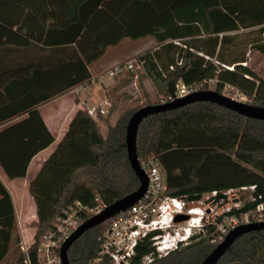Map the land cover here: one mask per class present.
<instances>
[{
	"label": "trees",
	"instance_id": "trees-1",
	"mask_svg": "<svg viewBox=\"0 0 264 264\" xmlns=\"http://www.w3.org/2000/svg\"><path fill=\"white\" fill-rule=\"evenodd\" d=\"M50 12L47 0H0V19L10 25L0 26V126L27 116L0 132V165L12 180L25 178L32 159L55 142L38 108L91 83L90 67L126 39L155 41V48L136 60L156 99L172 103L179 84L219 94L231 87L264 108V79L245 65L251 49L264 54V0H86L76 21L66 26L49 25ZM28 34L42 42H24ZM127 74L131 78L124 84L134 79ZM110 100L108 114H97L107 135L89 111H78L31 183L38 219L34 243L28 253L19 252L14 264H26L27 258L39 264V245L56 232L65 211L77 204L97 211L140 187L126 147L128 123L140 108H125L112 121L118 108ZM192 153L196 158L188 166L175 161ZM137 154L140 163L157 160L169 196L198 202L217 191L214 204H227L224 193L239 191V207L207 222L189 245L150 264H201L222 243L218 225L264 201V121L216 103L195 102L147 117L139 127ZM233 171L243 177L236 179ZM80 216L85 222L93 217L84 211ZM109 222L72 244L70 264L97 258ZM18 234L12 197L0 181V264L14 242L21 243ZM153 251L145 240L132 264H145ZM218 264H264V229L237 238Z\"/></svg>",
	"mask_w": 264,
	"mask_h": 264
},
{
	"label": "built area",
	"instance_id": "built-area-1",
	"mask_svg": "<svg viewBox=\"0 0 264 264\" xmlns=\"http://www.w3.org/2000/svg\"><path fill=\"white\" fill-rule=\"evenodd\" d=\"M182 63L183 61L179 62L180 65ZM124 67L107 73L101 77V81L105 82L107 77L114 79L120 73L133 69ZM177 91L175 100L197 92L193 87L183 84L178 85ZM231 99L244 103L248 98L237 91L235 97ZM141 166L149 178L147 193L131 209L109 220L98 256L91 264H132L139 244L145 240H149L154 248L153 253L144 259L145 264H150L156 256L163 258L180 247L189 245L196 234L203 233L206 223L215 215V204L212 199L218 196L217 191L198 202H188L184 198L169 196L166 178L157 160L150 158L141 163ZM229 193L231 191L225 192L224 195L228 196ZM205 204L206 206H201ZM75 208L78 210L73 208L65 211V217L58 224L56 232L42 240L38 249L39 264H62L60 257L62 246L85 223L80 212L95 216L104 209L87 210L80 204ZM179 215L188 216V219L177 222L176 217ZM260 223H264V201L259 202L253 211L241 216L226 217L218 225L219 239L223 242L226 236L238 227ZM25 263L31 264L30 259L27 258Z\"/></svg>",
	"mask_w": 264,
	"mask_h": 264
},
{
	"label": "crops",
	"instance_id": "crops-1",
	"mask_svg": "<svg viewBox=\"0 0 264 264\" xmlns=\"http://www.w3.org/2000/svg\"><path fill=\"white\" fill-rule=\"evenodd\" d=\"M47 1L51 8V12L47 15L49 25L59 24L61 26H66L76 21L77 9L79 5L86 0ZM0 26L10 27L9 23L2 19H0ZM14 30L16 29L14 28ZM129 41L132 40L126 39L119 46L110 48L98 62L90 67V72L92 74L91 83L83 87H78L38 108L47 129L54 136L55 142L32 159L25 178L10 179L0 165V181L4 184L12 197L17 218L18 232L22 238L29 227L34 229L36 233V229L33 225L38 222L36 204L30 194L31 183L41 171L44 163L51 157L64 139L78 111L87 110L94 119L99 120L97 118L98 112L100 111L102 115H105L111 107V100L107 97L106 87H117L118 81L115 78H108V80L102 82L101 77L106 76V74H103L109 66H115L119 62L120 59L116 58V56L121 52L123 44ZM24 42L40 44L42 38H38L34 34H28L24 36ZM109 57L110 59L107 60ZM105 61L107 62L106 65L104 64ZM247 65L249 66V61ZM107 83L108 85L104 86V84L106 85ZM83 94H86V96L83 97ZM25 118H27V116L17 118L0 126V132ZM112 121H114V119H112ZM99 123L102 133L107 135L108 128L102 121L99 120Z\"/></svg>",
	"mask_w": 264,
	"mask_h": 264
},
{
	"label": "water",
	"instance_id": "water-1",
	"mask_svg": "<svg viewBox=\"0 0 264 264\" xmlns=\"http://www.w3.org/2000/svg\"><path fill=\"white\" fill-rule=\"evenodd\" d=\"M202 101L216 103L242 116H245L248 119L264 121L263 107H257L235 101L227 96L217 93L216 91H197L193 94L185 96L184 98H178L172 103L157 106H147L136 111L132 115L127 126L126 147L129 162L134 173L139 179L140 187L132 194L126 196L125 198L115 202L110 206L105 207L102 212L90 218L73 235H71V237L64 243L60 251L62 264H70L68 258L69 248L83 234L97 227L98 225L106 223L107 221L118 216L119 214L128 211L135 204H137L147 193L149 188V178L145 171L142 169L137 154V136L139 127L142 122L151 115H155L168 110L178 109L185 105ZM187 219L188 216L183 215H179L176 217L177 222H181ZM262 229H264V223L252 224L236 228L226 236L223 242L220 243L201 264H218V262L221 260V258L224 256V254L227 252V250L237 238L246 233L260 231Z\"/></svg>",
	"mask_w": 264,
	"mask_h": 264
},
{
	"label": "rangeland",
	"instance_id": "rangeland-1",
	"mask_svg": "<svg viewBox=\"0 0 264 264\" xmlns=\"http://www.w3.org/2000/svg\"><path fill=\"white\" fill-rule=\"evenodd\" d=\"M254 30L257 31V28H255ZM263 43L264 41L262 42V44ZM155 46L156 43L152 39L125 42L121 47V52L116 56V58L120 59L119 62L115 66H109L106 69V72L103 74L105 75L113 70H116V68L119 67L127 66L128 68H133L132 70L129 71L126 70L125 72L120 73L119 76L115 77V79L118 81L117 87H113V86L106 87L107 88L106 90L109 92L110 98L113 100V103L117 104V108H118L117 112L114 115L113 118L114 120L119 115V113L125 108L132 106V107H139L141 109L147 106H154L156 102L160 101V99H156L151 83L147 78H145L144 71L141 68V66L138 65L136 60L140 54H142L147 50H153ZM248 58H249L248 59L249 67L252 68L258 75L264 78V54L251 49L248 52ZM109 59L110 57L107 60ZM104 64L106 65L107 62L105 61ZM127 73H131L134 79L132 80V82L130 83L128 82L124 84V81L128 79V77L131 78V76H129ZM108 78L109 77H107L106 80H108ZM107 85L108 83L106 85L104 84V86ZM176 91L177 88L175 90V93ZM236 92L237 90H234L231 87H226L222 95L227 96L229 98H233L235 97ZM82 96L85 97L86 94H83ZM149 100L151 104L147 105ZM244 103L252 105V101L250 99L244 100ZM160 104L164 105L167 103H165L164 100H161ZM108 111L104 116L108 114ZM195 158H196V153H192L182 158H176L175 161L178 163V165L184 167V166H188L190 161H192ZM218 162H220V160H218ZM233 172L234 173H232V176L236 177V179L243 177L242 172H236V173L235 171ZM238 193L239 191L236 190L231 191V193L228 194L227 204H223V203L215 204L214 205L215 215L210 218L209 222H211V220L223 214L227 210L231 208H235L236 205H238L239 207L237 200ZM209 195L210 193L206 194L203 199H206L207 196ZM201 206H206V204ZM34 234H35V230L32 229L31 227H29L27 231L23 234V238L21 237L20 233L18 234L21 243L17 244L14 242L15 245L12 246V252L9 255L5 264H14L17 256L19 255V252L22 253L28 252L30 246L34 243V239H33L35 237Z\"/></svg>",
	"mask_w": 264,
	"mask_h": 264
}]
</instances>
